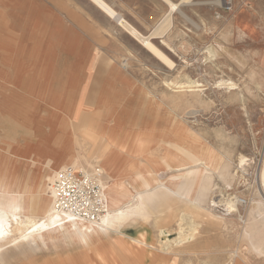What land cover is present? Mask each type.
Wrapping results in <instances>:
<instances>
[{"label": "rangeland", "instance_id": "rangeland-1", "mask_svg": "<svg viewBox=\"0 0 264 264\" xmlns=\"http://www.w3.org/2000/svg\"><path fill=\"white\" fill-rule=\"evenodd\" d=\"M193 1V4L182 6V11L191 20L181 13H175L173 25L164 37L166 42H162V38L152 39L156 46L172 59L175 63L173 67L163 65L157 57L89 0L76 2L61 0L62 8H76L79 14L78 23L82 29L87 25L89 36L85 37L74 23L61 16L64 28L61 27L56 46L52 43L51 33L42 30L35 21H24L25 24H21L22 22H16L17 17L14 15L13 18L10 17L13 11L16 13L19 11L18 0H13L12 4L10 0V7H6L0 1V59L3 52L6 56L19 54L29 62V55L34 50L38 55L36 62L45 63L54 57L58 61L65 58L70 62L68 66L64 64L54 66L53 70L51 66H44L45 76V73H39L37 66L33 65L36 76H31L35 81L40 76L48 79L46 81H49V84L47 82L44 84L45 91L51 93L53 99L63 98L68 109L67 107L65 110L58 107L53 109L52 104L47 105L49 101L35 97V94L41 95L44 88L35 90L32 85L27 84L21 87L18 81L14 80L16 83L13 82L12 86L22 90L23 94L28 93L26 99L30 106L27 107L37 108L40 115L58 111L63 119H68L70 122L68 130L72 132L67 143L63 141V135L69 131L64 132L61 128H57L58 131L56 130L49 139H44L41 135L38 138L35 135L36 140L31 142L27 151L25 148L21 149L19 137L10 140L1 127L0 174L3 173L4 179L12 173L20 175L22 171L24 180L33 181L39 168L38 163L31 160L33 154L30 149L33 151L35 146H41L44 150L37 154L40 155L41 161L51 160L53 164L65 161L57 167L55 176L61 168L73 164L70 159L77 158L79 161L77 167H100L103 170V185L112 181L102 164L105 158H111L109 156L117 148L110 153L107 151L104 156L100 155V150L108 145V135L101 134L106 131L102 129L103 126H98L96 130H101L100 137H104L94 143L85 135L93 125L97 127V115H100V119L106 117V122L110 125L107 132L112 136L121 126L118 139L123 140L127 133L129 146L138 132L150 136L151 129L156 127L159 132L158 135L155 133L153 139L158 143L152 144V152L153 157L161 158L166 154V145L162 143L165 139L159 134L177 133L179 125L176 122L180 121L177 114L180 110L190 109L196 113L182 112L188 120H182L184 126L192 134L195 132L193 136L201 145L212 149L216 158H220L215 170L208 175L210 177H204L203 184L205 182L209 188L200 186L197 190L192 189L189 196L183 200L176 196L161 199L151 208L150 215L144 218L145 220L141 219L135 225L125 226V229L121 230L125 236L118 242L112 239L115 233L112 232L106 238V248H103L105 253H108L107 256L100 250L107 260L105 264H114L112 261L108 262L109 259H113V256H109L111 250L115 252L114 260L117 261L115 264H147L148 259H145L146 263L138 258V249L133 253L110 250L114 248L112 244H126L124 241L129 242L131 239L129 237L147 230L153 238V241L150 240L153 244L144 251L153 253L155 249H159L169 252L168 264H230L233 263L234 252L239 253L235 264L241 257L245 259L246 264H264V221L260 215L264 210V185L258 176L264 160V65L260 59L264 54V0H230L232 9L229 11L223 10L221 5L214 4V0ZM11 6L15 10H12ZM217 12L222 13L220 18L217 17ZM232 18L244 21L250 26L248 35H239L237 26L231 24ZM7 20L9 22L6 24ZM10 34L12 47L8 48L6 43ZM29 36H36L35 46L29 40ZM67 39L71 40L70 43H66ZM75 40L79 46L72 48L71 43L76 42ZM22 44V47H27L26 52L24 48L20 49ZM31 46L35 48L31 49ZM212 49L214 53L211 52ZM85 59L90 60V63L82 64ZM4 66L0 62V71ZM5 77L0 76V118L11 120V109L4 102V89L7 85ZM232 83L236 85L230 88ZM180 84L185 87L184 90L203 89L205 103H200L194 96L180 91L183 90L180 89ZM175 93L180 96L177 97ZM14 100L19 102L21 97L16 96ZM107 100L112 101L110 109L103 107ZM23 107L24 105L19 104L13 106V109ZM74 109L78 111L75 117ZM116 109L121 111L116 112L118 111ZM28 130L34 131L31 128ZM171 154L181 156L175 151ZM241 156L247 159L242 164ZM142 162L146 164L147 161ZM192 165L194 164L189 166ZM170 172L164 171L160 176L169 180ZM52 181L53 179L48 183L49 194H52L50 189ZM180 181L169 180L168 183L178 186ZM197 195L200 198L199 204H203L202 207L191 201L194 199L192 197ZM238 197L245 198L247 204L240 206L236 202ZM213 201L231 205L235 210L231 215L223 214L213 205ZM183 213L190 214L191 221L200 224V233L191 243L172 244L167 247V244L159 241L160 230L168 229L171 233L169 239L176 237L180 231L179 222ZM187 219L188 223H192L189 218ZM66 244V241H62L60 245ZM73 252L68 254L60 252V260L62 262L66 260L71 264L79 253ZM46 256L45 251H39L38 255L30 256L29 264H35L37 260H42ZM98 256L88 253L85 257L81 256V260L83 264H87L89 260Z\"/></svg>", "mask_w": 264, "mask_h": 264}, {"label": "bare ground", "instance_id": "bare-ground-1", "mask_svg": "<svg viewBox=\"0 0 264 264\" xmlns=\"http://www.w3.org/2000/svg\"><path fill=\"white\" fill-rule=\"evenodd\" d=\"M91 1L96 6L101 8L109 17L117 21L123 30H125L131 37L137 40L148 52L157 57L160 62L163 63V65L170 67L175 64L170 57H168L156 46L152 39L162 38V42H166L164 37L166 32L173 25V14L175 13H181L185 18L191 20L182 11V6L193 4V0H165L168 4V11L160 24L148 35L141 33L130 22L124 19V17L121 16L106 1ZM229 1L230 0H214L213 3L217 5H224L225 2ZM193 23L197 25L195 22ZM231 24L237 26L239 35H248L250 26L247 25L244 21H239L238 19L232 18ZM211 52L214 53V50L212 49ZM215 55L216 53L213 55V57ZM31 64H33V62ZM252 74H250V77L252 76ZM200 84L201 83H199V85ZM188 85L189 84H187V86ZM235 85L236 84L232 83L229 87L231 88ZM179 87L180 89H183L180 91L185 92L184 94L194 96L196 101L200 103L206 101L203 97V89L184 90L185 87H183V85L181 84ZM174 92L175 91H173L172 93L173 95ZM177 95L178 94H176V96ZM182 112H186L187 114L196 113L190 111V109H183L182 111L180 110V113L177 114V118L180 119L179 122H176L177 125H179L178 131L175 134L173 133L172 139L167 140L165 139L166 137L164 138L166 141L165 143L168 148V152L167 159H164L163 166H161L160 168L162 170L174 169L179 171V173H176L173 176L177 180H181L180 184L176 186V188H169L170 184L168 186L165 180L160 179L157 176L158 173H156L155 170H150L144 164L141 165V162H139L138 166H136L135 169H132V166L130 167L131 171L128 173L127 177H118L119 173H121L124 169V165L117 166L114 165L113 162L107 161L106 159V161H104L102 164L103 169L114 178V182L104 183L108 211L105 215L102 216L101 220L96 223L75 221L71 218L61 216L56 212L53 194L48 193V183L52 179H54L57 167H59L60 163H62L61 161L57 164H53L51 160L41 161L40 157L36 155H33L32 159L30 157L31 160H35L38 163L39 168V170H37L36 172L35 177H33V181L30 182L23 179L22 171L20 175H17L15 173L8 175L7 179H4L5 177L0 175V264H6L8 256L19 257L20 255L27 252L31 253L32 251H36L38 249L40 250V248L43 246L49 248L56 247L60 245L62 241H66L68 246H78V248L84 249L88 245L96 246L99 242H106V238L112 232H115L118 238H124L125 233L121 230H124L125 226L135 225L138 220L147 218L150 215V208L154 204H158L161 199L167 198L169 196H176L180 198L179 196L181 192H183V194H185L186 192L189 193L192 191V189L197 190L198 188H200V186L209 188L210 186L208 184H206L205 182L203 184V181L205 180L204 177H210L208 175L211 174V171L215 170L220 158H216L215 153L212 149L206 148L201 145V142L195 136H193L195 132L192 134L188 131V129L182 122V120H186L184 117L185 115H183ZM185 134H187L186 137H183L182 135L185 136ZM140 140V145L142 146L144 140L141 139V137ZM144 151V149L140 148L137 154L138 157L136 158H141ZM174 151L181 154V156L176 157L172 155L171 153H174ZM132 157H134V155H132L131 157L127 156V158ZM131 160L132 159L126 160L125 163H128ZM246 160L247 159L245 158V156L240 157L241 164ZM192 163L194 165L189 166ZM77 165V162L73 161V164L70 166L77 167ZM259 172L260 175L258 176L260 178V182L264 185V160L261 171ZM128 181L131 183V187L128 186ZM168 190H171V192H169ZM192 198H194L191 199L193 204L200 203V198L198 197V195ZM260 215L262 216L261 219L264 221V210ZM186 217L189 218L190 221L192 220V216L190 214L183 213L180 216V239L177 240L178 245L184 243V241L190 242L191 240L196 239L198 237L197 234L200 233V224L194 223L192 221V223H188V219ZM187 224L188 226H186ZM170 235L171 233H169L168 231L164 230L163 232H161V236L164 243L167 244V247L171 245L170 241L172 240L169 239ZM130 238L132 239H129L130 241L126 244L120 243V251L131 252L132 250L134 252V250L137 249L147 250L150 248L151 243L148 238L147 232H140L137 235L131 236ZM260 248L261 247H259V249ZM238 256L239 253L234 252L232 254L233 263L230 262V264H235ZM9 260L11 259L8 258V262ZM236 264H246L245 259L241 257L240 260L236 262Z\"/></svg>", "mask_w": 264, "mask_h": 264}, {"label": "crops", "instance_id": "crops-1", "mask_svg": "<svg viewBox=\"0 0 264 264\" xmlns=\"http://www.w3.org/2000/svg\"><path fill=\"white\" fill-rule=\"evenodd\" d=\"M0 1H2L6 7L9 6L10 0H0ZM12 1L13 0H11V4L14 3ZM18 1L19 2L17 3V5L19 4V11L17 13H16V11L15 12L13 11L12 15L10 17L11 18H13L14 16H15V18L17 17L16 22H20V23L22 22L21 24H25L24 21H27V22L28 21H35L42 30H44L48 34L51 33L52 43L54 45H55V43H57V38L59 37L58 34L61 32V27L64 28V26H62L63 21L61 19V16H64L65 18H67V20H69L70 23H72V24L74 23L85 34L84 35L85 37L89 36L88 35L89 31L87 30V25L85 26V28L82 29L81 24L78 23L79 14H78L76 8L75 7L74 8L70 7L67 9L62 8L63 6H62L61 0H32V1H30V0H18ZM89 1L92 2L91 0H89ZM104 1H106L109 5H111L121 16L124 17V19H126L128 22H130L134 27H136L141 33H143L145 35L150 34L160 24V22L162 21V19L164 18L165 14L168 11V4L165 0H104ZM174 1H176V0H174ZM75 2H76V0H75ZM96 7L99 8L98 6H96ZM11 8H12V6H11ZM64 9H65V11H64ZM99 9L105 15H107L101 8H99ZM12 10H15V9L12 8ZM77 14H78V16H77ZM109 18H111V17H109ZM111 19H113V18H111ZM8 22L9 21L7 20L6 24ZM115 22L119 25V23L117 21H115ZM7 39H8V43H6V46L8 48H11L12 47V45H11L12 34H10L9 38L7 37ZM154 39H161V38H154ZM29 40L32 42L33 46L36 45V43H37L36 36H29ZM70 41H71L70 39H67L66 43L67 42L70 43ZM76 42L71 43L73 45L72 48H77L79 46V43L77 42L78 43L77 44ZM22 46H23V44L20 45L21 50L24 48ZM33 46H31V49L35 48ZM24 49L26 52L27 47H25ZM53 50H54V48H52V52H54ZM29 56H31V57L29 58L30 61L28 62V60L26 58L24 59L23 57L19 56V54L16 56H6V54L4 55L2 52V57L0 59L1 64L5 65L4 68H2L0 71V76L1 75L6 76L5 77V83L7 84V85H5V89H4L5 90L4 102H5V105L7 107H10L11 118L14 120L13 121L12 119L10 120V119H1L0 118V128L2 127V129L6 133V136L8 138H10V140L13 139V137H17V138L19 137L21 139L20 144H22V146L20 145L21 149L25 148V149H27V151L29 149V145L32 144L31 142H34L36 140L35 135H37L38 138L41 135V137L43 136L42 138L49 139L50 137H52V135H54L56 130L58 131L57 128H61V130L65 132V131H69L68 127L70 125V122L68 121V119H63L59 115L60 113L58 114V111L56 112L54 110V111H52L53 112L52 114L40 115L36 110L37 108L33 109V107H31V108L27 107L29 105L28 99H26V97L28 96V93L23 94L22 90H18L16 88H14V86H12L14 81H18V85L21 87H24V85L27 84V86L32 85V87H34L35 90H38V89L42 90L44 88L45 82H47L49 84V81H46L48 79H46L43 76H40V78H38L37 81H35V79L32 80L31 76H34V75L36 76V69H33V65L37 66L39 73L44 74L45 73L44 66H51V70H53L54 66H57V65L60 66L62 64L68 66L70 62L67 61L65 58H63V60L58 61L55 57L51 58L50 60H47V62H45V63L36 62V60L38 59L37 58L38 55H37L36 51H34V50L32 51V53ZM74 59L76 60L75 57H74ZM260 59L264 65V54L261 55ZM31 61L33 62V64H31L32 63ZM76 62L77 61H75V63ZM89 63H90V60L88 61L86 59L82 62V64H85V65H87ZM29 67H30V69H29ZM22 75H23V77H25L24 80H22L23 77L21 78ZM45 75H46V73L44 74V76ZM15 83L16 82H14V84ZM40 86H42V87H40ZM35 95H36L35 97H40L39 98L40 100L43 99L44 101L46 100V102L49 101L48 102L49 104H47V105L52 104V107L54 106L53 109L58 107L61 110H65V108L68 106L66 104V102L63 101V98H57L54 96L55 98L53 99V95L49 92H46L45 88H44V91H41V95H39V94H35ZM16 96L21 97V100L19 102H17V101L14 102L15 101L14 97H16ZM41 96H43V98ZM71 96H72V94H71ZM23 97L25 98L24 101L22 100ZM19 104L24 105V107L21 109H13V106L19 105ZM111 104H112V101L107 100V101H105L103 107L110 109ZM68 108L69 107H67V109ZM116 110H118V109H116ZM76 111L77 110L74 111L75 112L74 117L78 113V111L77 112ZM120 111L121 110H118L116 112H120ZM18 113H20V114H18ZM97 119H98L96 122L97 127H96V125H93L91 127V130L89 129L88 131H86L85 132L86 138L89 141H91L92 143H94L99 138L104 137V136L100 137L101 134L108 135L107 139L110 142H107L108 145H105L104 148L102 150H100V155L104 156L107 151H108V153H110L114 148H117V149H115V151H113L112 155L109 156L111 158H109V159L105 158L104 161H106V159H107V161L113 162L114 165H117V166L118 165H121V166L124 165V169L122 170L121 173H119L118 177H127L128 173L131 171L130 170L131 166H132V169H135L136 166H138L139 162H141L142 160L143 161L146 160L147 161L146 164L148 165V168L150 170H152V169L155 170V172L158 173L157 176L160 179H162V177L160 176L162 172L174 171L172 173L170 172L171 174L168 176L169 177L168 179L170 181L177 180L173 175L176 173H179V171L174 170V169H169V170L160 169L161 166H163L164 159L165 160L167 159V152H168L167 146H166V151H165L166 154L163 157H161L159 159L156 157H153L152 144L158 143L155 139H153V136L155 135V133L158 135V132H159L156 129V127L154 129H151V131L149 133L150 136L149 135L146 136L141 131L138 132V134L135 136V138H133L134 140L132 139V145L129 147L130 141H129V138H128L129 136L127 133H126V136L124 137L123 140L118 139V138H120V134L118 131L121 129V126L117 129L116 132L113 133V136H112L111 134H109V132H107L110 125L106 122L107 121L106 117L100 119V115H97ZM92 121H93V119H92ZM93 124H94V122H93ZM98 126L99 127L103 126L102 129H105L106 131L102 132L100 130L102 133L100 131H97L99 128ZM30 128L33 129L34 131L28 132V131H30V130H28ZM96 128H97V130H96ZM71 134H72L71 130L67 133H64V135H63L64 140L63 141L66 143L68 141H70L69 139L71 138L70 137ZM159 136L161 138L166 137L165 139L170 140L173 138V133H167L166 132L163 135L159 134ZM140 137H141V139L144 140L142 146L140 145L141 144ZM63 141H61V142H63ZM117 141H121V142L116 143ZM165 142L166 141H164L162 143H164L166 145ZM36 147L37 146H35V149L33 151H31V149H30V152L33 155L40 157V155H37V154L42 153L44 148L41 146H38L37 148ZM145 147H146V149H145ZM30 148H31V146H30ZM140 148L144 149L145 151L143 153V156H141V158H136V157H138L137 154H138V150ZM118 151L122 152V153H119ZM124 152H126V153L124 154ZM132 155H134V157H132V160L128 163H125L126 160H129L131 158H127V157L125 159H123V158L125 156L131 157ZM160 159H162V160H160ZM69 161H75V162H77V164H79V161L77 158H72ZM61 162H65V161H61ZM144 163L142 162L141 165H143ZM146 164H144V165H146ZM0 175L3 176V173H1ZM109 178L112 179V181H110L109 183H113L114 178L112 176H110ZM162 180H165V179H162ZM165 181H166V184H168V186L170 184L169 188L170 187L176 188L175 185H172L171 183H167L168 182L167 180H165ZM130 184L131 183L128 181V186L131 187ZM168 191L171 192V190H168ZM186 196L187 197L189 196L188 192H186L185 194H183V192H181L179 197L181 200H183ZM169 197H171V196H169ZM196 205H198L200 207L203 206V204H196ZM151 208H150V210H151ZM186 226H188V224ZM164 230L168 231L170 233V231L168 229H165V228H162L160 230L159 241L162 243H164V241H163V238L161 236V232H163ZM145 232L148 233L149 240L153 241V238L150 237L151 235H150L149 231L147 230ZM112 239L115 240L116 242H118V239L121 240V239H123V237L118 238L116 233H114ZM178 239H180L179 232H178L176 237L171 238L172 241H170V244L171 245L172 244L178 245L177 244ZM155 240H157V239H155ZM155 240H154V242H155ZM195 240L196 239L191 240L190 242L184 241V243H181L179 245L191 243ZM151 241H150V243L152 245L153 242H151ZM124 242L127 243L126 241H124ZM105 244H106V242L102 241V242H99L96 246L88 245L84 249L78 248V246H74V247L68 246V244L58 245L56 247H51V248L43 246L40 248V250L38 249L36 251H32L31 253L27 252V253L20 255L19 256L20 258L18 256H13V257L8 256L6 264H29L30 256L33 254L38 255V251H41V252L45 251L48 257L46 256L42 260H37L35 264H64V263L69 264V262L66 260H64V262H62L60 260L61 259L60 252H64V253L67 252L66 254H68L69 252H73V251L79 252V253H77L78 255L74 258V260H72L73 264H83V262L81 260V256L85 257L86 254H88V253L89 254H91V253L96 254V256H98V255L99 256L96 257V259L89 260L87 262V264H105L107 262L105 256H107V254H108V253H105V251H104L105 249H103V248H106ZM112 246L114 248H110V250L111 249H115V250L120 249V243L112 244ZM107 249H109V248H107ZM100 250L105 254V256L102 255ZM131 252L133 253L132 250H131ZM168 253L169 252H164V251H161L159 249H155L153 253H151V252L148 253L144 250H139L137 252L138 258L141 261H145V259H148V261H147L148 263L145 261L147 264H168L167 263L168 262L167 259H168V255H169ZM29 254H31V255L28 256ZM109 256H113V259L112 258H111L112 260L109 259L108 262L112 261L115 264L117 261L114 260L115 254H114L113 250L110 251ZM8 258L11 260L14 258L15 260L14 259L12 261L9 260V262H10L9 263ZM16 260H18V261H16Z\"/></svg>", "mask_w": 264, "mask_h": 264}, {"label": "built area", "instance_id": "built-area-1", "mask_svg": "<svg viewBox=\"0 0 264 264\" xmlns=\"http://www.w3.org/2000/svg\"><path fill=\"white\" fill-rule=\"evenodd\" d=\"M223 10L232 9L231 2L221 5ZM221 12H217L220 18ZM104 172L100 167L83 168L66 166L61 168L50 184L54 197L55 210L61 216L75 221L96 223L108 211L107 200L103 185ZM240 206H245V198H237ZM223 202L213 201V205L223 214L231 215L234 208L231 205H222Z\"/></svg>", "mask_w": 264, "mask_h": 264}]
</instances>
